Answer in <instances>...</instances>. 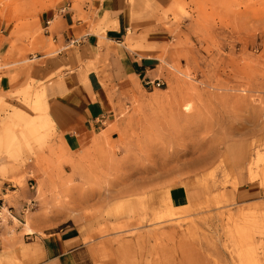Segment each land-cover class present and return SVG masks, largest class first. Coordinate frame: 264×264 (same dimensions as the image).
<instances>
[{
    "label": "rangeland",
    "instance_id": "obj_1",
    "mask_svg": "<svg viewBox=\"0 0 264 264\" xmlns=\"http://www.w3.org/2000/svg\"><path fill=\"white\" fill-rule=\"evenodd\" d=\"M64 1L0 0V28ZM135 1L174 37L163 84L118 98L111 132L79 146L57 138L26 84L4 103L0 157H35L45 228L92 226L86 264H264V0ZM250 182L261 194L240 193ZM180 185L195 195L170 201Z\"/></svg>",
    "mask_w": 264,
    "mask_h": 264
},
{
    "label": "crops",
    "instance_id": "obj_2",
    "mask_svg": "<svg viewBox=\"0 0 264 264\" xmlns=\"http://www.w3.org/2000/svg\"><path fill=\"white\" fill-rule=\"evenodd\" d=\"M140 3L65 0L33 20L8 30L1 27L0 138L5 137L12 103L6 100L26 84L37 88L33 101L44 107L57 138L79 146L94 133L111 132L118 98L147 89L157 79L163 83L171 51H165L167 60L161 56L174 37ZM237 152L229 147L231 155ZM42 173L35 157L25 163L0 157V210L9 209L0 218V261L16 255L22 264H86L92 226L66 221L45 228L43 215L28 207L34 205ZM245 184L241 194H261L259 185ZM188 186L174 187L170 201H189L195 189Z\"/></svg>",
    "mask_w": 264,
    "mask_h": 264
},
{
    "label": "built area",
    "instance_id": "obj_3",
    "mask_svg": "<svg viewBox=\"0 0 264 264\" xmlns=\"http://www.w3.org/2000/svg\"><path fill=\"white\" fill-rule=\"evenodd\" d=\"M258 50V48L257 47H255V49H254V51H257ZM161 84H163L162 82H160L158 79L157 80H155L153 83H147V86H160ZM32 205H33V203H29L28 204V207H31L32 208ZM6 208V210H7V215H9V209L7 208V207H5ZM4 209V207L0 210V218H1V214H2V210Z\"/></svg>",
    "mask_w": 264,
    "mask_h": 264
},
{
    "label": "bare ground",
    "instance_id": "obj_4",
    "mask_svg": "<svg viewBox=\"0 0 264 264\" xmlns=\"http://www.w3.org/2000/svg\"><path fill=\"white\" fill-rule=\"evenodd\" d=\"M35 109H40V110H43V106H42V104L40 103V101L39 100H37L36 102H35ZM39 110V111H40Z\"/></svg>",
    "mask_w": 264,
    "mask_h": 264
}]
</instances>
